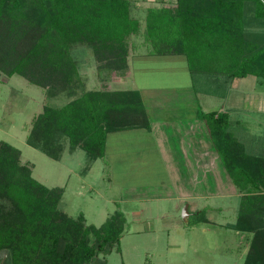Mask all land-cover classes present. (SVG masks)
<instances>
[{
  "label": "trees",
  "instance_id": "obj_1",
  "mask_svg": "<svg viewBox=\"0 0 264 264\" xmlns=\"http://www.w3.org/2000/svg\"><path fill=\"white\" fill-rule=\"evenodd\" d=\"M132 9L131 0H0V78L19 74L52 100L34 116L28 144L60 159L68 139L70 151L85 150L91 163L105 156L109 133L150 128L141 91L88 88L74 52L89 47L101 70L125 76L129 39L142 29ZM143 32L151 52L184 55L194 77H264V0L151 6ZM61 94L68 100L58 104ZM197 117L231 175L239 157L256 159L229 131L227 113L200 108ZM64 192L36 179L22 151L0 139V264H97L100 255L121 251L124 213L89 224L60 209ZM253 197L260 195L242 203L236 227L254 232L244 264H264V215L256 216Z\"/></svg>",
  "mask_w": 264,
  "mask_h": 264
},
{
  "label": "rangeland",
  "instance_id": "obj_2",
  "mask_svg": "<svg viewBox=\"0 0 264 264\" xmlns=\"http://www.w3.org/2000/svg\"><path fill=\"white\" fill-rule=\"evenodd\" d=\"M131 1L132 14L142 23L141 34L129 39L131 73L123 76L118 72H104L99 68L93 50L79 45L74 52L88 88H137L144 92L146 109L151 115L168 114L172 107L184 108L185 111L188 107V112L198 113L201 101L203 109L227 111L231 125L234 117L233 93L244 91L249 98L242 99L239 105L255 106L256 95L264 90V85L258 83L255 75L242 77L238 90L237 87L232 88V79L229 78L220 81L221 84L206 74L192 76L184 55L151 52L152 47L143 35L147 8L173 3L174 0ZM175 90L186 92L182 95L171 93ZM197 91L199 95H196ZM56 100L58 104H63L68 98L61 94ZM49 102L52 100L46 98L45 90L23 76H1L0 139L22 151V161L32 166L36 179L51 188H65L60 209L68 215H84L87 223L101 226L117 211L124 213L127 226L121 239V251L115 248L106 256L100 255L97 264H102L104 260L106 264H244L246 241L243 234L230 225L235 222L238 212V196L231 194L223 197L212 193L207 200L212 207L206 204L200 208L201 212H190L187 220L184 218L186 204L180 208L173 198L160 201L159 190L154 189L151 193L147 190L153 198L142 199L147 197H142L139 192L132 193L145 190L141 185L151 189L154 183L157 185L163 181L170 184L165 170L167 167L159 157L146 164L139 161L141 150L149 144L141 143L144 138L123 133L113 134L106 149L109 156L105 155L95 163H90L86 151L81 148L70 151L68 139H65L60 159L48 156L28 144L27 136L34 116ZM241 123L247 126L248 113L245 122ZM121 138L128 142L124 147H119ZM134 148L139 154L132 151ZM127 152L133 155L125 157ZM221 161L204 165L205 162L191 160L190 172L193 175L199 173L195 171L196 165L205 166L202 170L206 174L203 172L200 178L201 189L208 191L213 188L217 192L219 181L221 186L229 188L233 176ZM148 168L154 169V175L147 172ZM202 216L208 220H200Z\"/></svg>",
  "mask_w": 264,
  "mask_h": 264
},
{
  "label": "crops",
  "instance_id": "obj_3",
  "mask_svg": "<svg viewBox=\"0 0 264 264\" xmlns=\"http://www.w3.org/2000/svg\"><path fill=\"white\" fill-rule=\"evenodd\" d=\"M130 56L131 53L129 52L128 74L131 73ZM256 77H258V83L261 86L264 85V78L260 76ZM241 78L242 77H235L231 80L232 88L237 87L238 90L240 89L239 86ZM225 79V77H220L214 80L216 83H219ZM220 83L222 84V82ZM185 92L186 91L184 90L171 91V93H175V95H182ZM141 94L145 103V94L142 91ZM233 94H235L233 96L234 101L232 107L234 117L232 125L230 122L229 131L233 134L236 141H238V143L241 145L244 154H247L251 158H256L253 161L251 159L239 157V154L236 156L239 157L237 159L238 163L235 164L233 168V181L231 180L229 183V188L233 190H230L226 186H221V181H219L217 184V192H215V189L213 188L212 190L209 189L208 191L201 189V186L199 185L200 178L202 177L203 172L206 174V171L202 170L203 166L210 163L216 164L217 161L222 163V159L213 143L206 122L197 117L198 113L195 111L192 113L188 112L190 109L188 107H186V111L184 108L172 107L169 108L168 114L164 112L163 114L158 115H151L148 111L149 109L147 108L146 110L150 122V128H132L108 134L106 149L107 144L111 141L114 133H123L124 135H129L139 139L144 138L141 143L149 144V146L141 150V159H138V157L136 158L143 164H146L150 163L151 159L156 161L159 157L163 159L167 167L164 168L168 173L170 184H167V182L163 181L158 182L157 185L154 183L155 185L152 186L153 188L151 189H147L141 185V187L145 190H137L135 192L133 191L132 193L139 192L138 194L143 195L142 197H147L142 199L151 200L153 197L150 196V193L155 191L154 189L159 190L160 193L158 196L160 201L166 198H173L178 203V207L180 208L186 204L185 207L188 206L189 213L201 212L200 208L206 204L212 207L211 204L207 202L212 193L223 197L235 194L238 196V201L240 204L237 208L238 212L235 217V222L230 223L232 227H236V223L238 222V218L240 216L239 214L242 203L245 201L248 202L249 196L260 195V197H253L250 200L253 201V207L256 208V211L258 212L256 216L262 217L264 215V90L256 95L255 106L253 107L239 105L242 99L244 100L249 98V94L245 95L244 91H238L237 93ZM196 95H199L198 91ZM201 103L202 102L199 101L200 106H202ZM201 109L203 111H211L207 110V108L203 109V107ZM213 111L218 112L220 110ZM226 113L229 116L227 111ZM247 113L249 114V123H246L247 126H243L241 122H245ZM252 114H255L256 116H253ZM139 130H143V133H139ZM134 131H137L136 134L133 133ZM127 143V141L124 142L121 138L119 147H124ZM132 151H135L137 154H139V151H137L136 148H134ZM131 154V152H127V156L125 157H131ZM105 155L106 157L109 156L108 153L106 154V150ZM103 158H105V156ZM99 159L100 158L97 160ZM97 160H95V162H97ZM191 160H197L202 164L205 162L204 165H198L200 167L196 165L195 171H197V173L199 172L198 175H193L190 172L192 168L190 165V163H192ZM147 170L148 173L152 172V175H154V169L148 168ZM147 190L150 191V193L147 194ZM202 199L205 200L203 201ZM188 216H190V214ZM236 229L239 234H243V239L246 241V247L244 250L246 257L250 249L251 241L254 237V232L240 230L237 227Z\"/></svg>",
  "mask_w": 264,
  "mask_h": 264
},
{
  "label": "water",
  "instance_id": "obj_4",
  "mask_svg": "<svg viewBox=\"0 0 264 264\" xmlns=\"http://www.w3.org/2000/svg\"><path fill=\"white\" fill-rule=\"evenodd\" d=\"M188 215H189V211H188V206H186L185 208H184V218L187 220V218H188Z\"/></svg>",
  "mask_w": 264,
  "mask_h": 264
}]
</instances>
